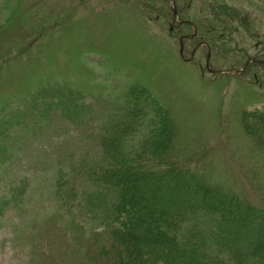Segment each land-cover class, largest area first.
Segmentation results:
<instances>
[{"label": "rangeland", "instance_id": "1", "mask_svg": "<svg viewBox=\"0 0 264 264\" xmlns=\"http://www.w3.org/2000/svg\"><path fill=\"white\" fill-rule=\"evenodd\" d=\"M135 84L176 124L169 157L263 201L264 146L243 115L264 109V0H0V264H89L102 229L77 224L101 206L77 165ZM33 103L53 109L2 122Z\"/></svg>", "mask_w": 264, "mask_h": 264}, {"label": "trees", "instance_id": "2", "mask_svg": "<svg viewBox=\"0 0 264 264\" xmlns=\"http://www.w3.org/2000/svg\"><path fill=\"white\" fill-rule=\"evenodd\" d=\"M123 94L120 109L89 134L98 155L77 165L93 186L87 203L101 206L96 222L87 218L77 224L81 231L87 224L102 229L88 237L84 259L89 264H264V199L253 204L190 175L169 157L177 136L169 111L143 86L132 85ZM31 107L3 114L2 122L29 121L33 107L37 114L53 109ZM243 116L256 120L264 146V109ZM74 199L71 189L65 206Z\"/></svg>", "mask_w": 264, "mask_h": 264}]
</instances>
